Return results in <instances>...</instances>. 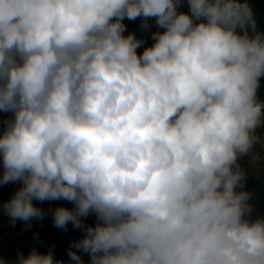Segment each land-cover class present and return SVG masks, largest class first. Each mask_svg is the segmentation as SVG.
Listing matches in <instances>:
<instances>
[{"label":"clouds","instance_id":"obj_1","mask_svg":"<svg viewBox=\"0 0 264 264\" xmlns=\"http://www.w3.org/2000/svg\"><path fill=\"white\" fill-rule=\"evenodd\" d=\"M262 77L249 0H0V213L83 232L11 264H264Z\"/></svg>","mask_w":264,"mask_h":264},{"label":"trees","instance_id":"obj_2","mask_svg":"<svg viewBox=\"0 0 264 264\" xmlns=\"http://www.w3.org/2000/svg\"><path fill=\"white\" fill-rule=\"evenodd\" d=\"M249 3L254 11L255 18L257 20V25L260 29L264 30V0H249ZM260 93H264V77L261 78L260 81V88L258 90ZM7 114L0 113V120L5 118ZM241 168L245 171L247 176V182L245 185V188L247 191L252 193V203L255 206L256 213L260 215H264V177L261 179L253 170L251 167H249L246 164L240 163ZM12 184H7L0 186V204H2L4 201L9 199L11 194L16 190L17 187H19L18 184H15L14 187L11 186ZM35 204H37L38 207H41L45 210L49 208H55L58 206H64L71 208L73 207L72 203L68 201H45L43 203L34 201ZM23 221H17L15 225H13L10 222V218L6 215H3L0 213V232L7 234V235H14L20 234L19 225ZM34 222H41L45 223L46 226L49 228L50 237L52 241L53 251L58 259H63L67 261L69 259L67 255V250L71 244L72 241L78 240L82 237L83 232L81 229H77V235L73 237H69L70 229L69 225L67 226V230L60 229L54 226L53 224V218L51 214H48L45 216V218L41 220H32L30 223ZM87 224H94L95 223V217L89 216L86 218ZM12 247V244L10 245ZM9 248V245L5 242H0V256L4 257L9 261V264L14 260V258H10L8 256L7 249ZM83 260L85 261V264H88L89 262V256L88 254L83 253Z\"/></svg>","mask_w":264,"mask_h":264},{"label":"rangeland","instance_id":"obj_3","mask_svg":"<svg viewBox=\"0 0 264 264\" xmlns=\"http://www.w3.org/2000/svg\"><path fill=\"white\" fill-rule=\"evenodd\" d=\"M187 10L186 7L184 9ZM124 23L127 26L128 32H135L136 35L146 36L147 43L151 44V37L149 33H141L139 29L140 19L138 18L136 21H129L125 19ZM152 25L151 31L155 30L154 20L150 21ZM127 34V32L125 33ZM143 50V47L138 49V53ZM258 98L261 101H264V93H260L258 91ZM8 115V114H7ZM256 135L261 138V143H258L255 146L254 154H249L247 156L241 157L239 163L246 164L252 168V170L262 179L264 177V126L256 129ZM258 157L257 159H254ZM15 189V184L11 185ZM70 229L69 237H73L77 235L76 228L73 227L72 224H68ZM20 234H4L0 232V242H5L9 245L7 252L10 258H16L18 252L22 251L27 254L33 247H36L41 252H46L50 246H52V241L50 237V230L46 226L45 223L34 222L31 223V227H28L25 222L20 223L19 225ZM38 236V239L35 237ZM12 244V247L10 245ZM53 247V246H52ZM83 258V253H81Z\"/></svg>","mask_w":264,"mask_h":264}]
</instances>
